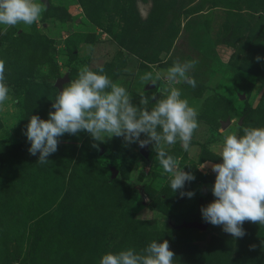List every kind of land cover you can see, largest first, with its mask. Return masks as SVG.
Here are the masks:
<instances>
[{"label":"rangeland","instance_id":"obj_1","mask_svg":"<svg viewBox=\"0 0 264 264\" xmlns=\"http://www.w3.org/2000/svg\"><path fill=\"white\" fill-rule=\"evenodd\" d=\"M43 2L38 22L0 34L10 89L0 108V264H99L104 253L141 252L153 240L169 242L174 264H264V226L246 222V234L234 238L207 222L186 225L205 222L201 207L214 200L215 173L199 168L220 162L214 146L244 127H264V0ZM193 59L196 86L176 87L198 110L199 128L189 151L165 146L194 175L183 189L191 198L172 192L152 144L146 156L123 137L97 149L82 131L60 137L45 164L29 153V117L48 119L81 67L103 68L150 110L158 84L140 76Z\"/></svg>","mask_w":264,"mask_h":264},{"label":"clouds","instance_id":"obj_2","mask_svg":"<svg viewBox=\"0 0 264 264\" xmlns=\"http://www.w3.org/2000/svg\"><path fill=\"white\" fill-rule=\"evenodd\" d=\"M46 5L43 0H0V34L9 27H30L41 19ZM257 61L261 57H256ZM198 61H174L164 72H151L140 76L145 85H157L160 98L150 110L132 102L125 87L113 82L103 68L93 71L88 66L79 69L78 77L55 96L48 119L38 115L29 117L24 135L30 142L31 155L39 153L40 164L58 150L60 137L87 132L93 139L92 147L99 149L113 137H123L128 144L138 143L141 148L152 144L156 159L169 177L172 192L191 198L193 191H183L186 182L195 179L184 171L180 163L169 155L165 146L180 143L190 150L191 141L199 128L198 110L182 98L180 83L196 86L189 75ZM159 82V83H158ZM10 89L5 83V62L0 60V108L9 99ZM155 99V97H153ZM147 97L139 104L146 106ZM144 134V139H141ZM220 162L206 161L199 167H208L215 173L211 192L214 200L201 207L202 218L234 238L246 232L244 223L264 226V127H244L243 135L226 134L213 148ZM254 247V246H253ZM175 253L167 240L151 241L141 252L129 247L118 252L104 253L99 264H174Z\"/></svg>","mask_w":264,"mask_h":264},{"label":"water","instance_id":"obj_3","mask_svg":"<svg viewBox=\"0 0 264 264\" xmlns=\"http://www.w3.org/2000/svg\"><path fill=\"white\" fill-rule=\"evenodd\" d=\"M227 123H228V119L227 120H225V122H223L221 125L223 126V127H225L226 125H227ZM140 152H141V154L143 155V156H146V154H147V149H146V147H143V148H140ZM187 226H196V227H202V228H204V227H206V222H190V223H188V224H186Z\"/></svg>","mask_w":264,"mask_h":264}]
</instances>
